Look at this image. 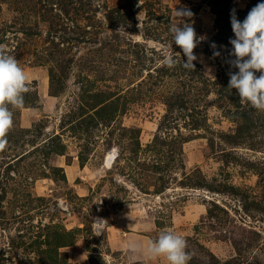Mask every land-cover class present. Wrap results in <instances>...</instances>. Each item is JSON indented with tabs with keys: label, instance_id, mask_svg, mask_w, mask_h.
I'll list each match as a JSON object with an SVG mask.
<instances>
[{
	"label": "rangeland",
	"instance_id": "rangeland-1",
	"mask_svg": "<svg viewBox=\"0 0 264 264\" xmlns=\"http://www.w3.org/2000/svg\"><path fill=\"white\" fill-rule=\"evenodd\" d=\"M259 2L0 0L29 87L0 150V264H167L130 247L161 232L188 264H264V111L228 87L231 15ZM176 8L205 37L195 69Z\"/></svg>",
	"mask_w": 264,
	"mask_h": 264
},
{
	"label": "clouds",
	"instance_id": "clouds-1",
	"mask_svg": "<svg viewBox=\"0 0 264 264\" xmlns=\"http://www.w3.org/2000/svg\"><path fill=\"white\" fill-rule=\"evenodd\" d=\"M174 15L178 21L170 27L174 44L182 49L186 57L183 67L195 69L193 62L198 60V56L194 50L205 37L196 33L191 23L194 13L189 8H176ZM231 26L235 38L229 41L232 45L230 54L235 59L230 63L238 72L230 74L228 87L236 90L242 101L264 111V0L254 6L243 21L237 18L233 10ZM211 47L215 49V43ZM213 55L218 57L221 53L214 51ZM177 63L176 57L164 54L165 66L171 69ZM27 81L28 77L15 57L9 54L7 45L0 44V150L6 148L7 134L13 127V114L9 105L23 107V94L29 91ZM130 247L133 252H140L151 260L162 258L167 264H188L191 259V254L186 251L187 241L173 232H161L146 247L140 243H133Z\"/></svg>",
	"mask_w": 264,
	"mask_h": 264
}]
</instances>
